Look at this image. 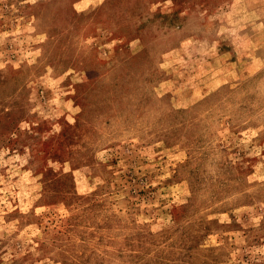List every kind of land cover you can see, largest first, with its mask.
Here are the masks:
<instances>
[{
  "label": "rangeland",
  "instance_id": "rangeland-1",
  "mask_svg": "<svg viewBox=\"0 0 264 264\" xmlns=\"http://www.w3.org/2000/svg\"><path fill=\"white\" fill-rule=\"evenodd\" d=\"M0 264H264V0H0Z\"/></svg>",
  "mask_w": 264,
  "mask_h": 264
}]
</instances>
